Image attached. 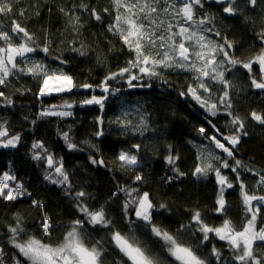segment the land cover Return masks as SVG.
<instances>
[{
	"label": "snow or ice",
	"instance_id": "6c2138e0",
	"mask_svg": "<svg viewBox=\"0 0 264 264\" xmlns=\"http://www.w3.org/2000/svg\"><path fill=\"white\" fill-rule=\"evenodd\" d=\"M43 0H0V88H6L9 77L19 78L31 76L39 81L38 95L48 96L52 93L70 92L75 86L72 76L57 69H51L43 61L30 58V54L39 51L50 54L52 43L47 29H44V41L38 43L37 36L30 33L21 21L28 19V13L39 16ZM222 14L231 18H241L246 24L255 26L256 19L247 13L260 10L259 31L253 29V35L261 47L258 52L243 60L235 55L236 45L226 35L216 29L215 17L203 12L206 0H110L112 11L109 7H90L83 0L70 8L59 7V12L66 21V31L69 29L76 35L72 39L71 50L85 55L87 46L79 36L84 24L81 15L88 13L95 21H102L104 15H113V22L107 25V31L119 37L122 45L128 50L131 59L126 66L111 72L102 82L104 92H108L107 82L117 77L128 76L129 87H135L132 81L140 80L144 76L149 78L161 77L164 70H178L191 76V83L187 86V92L180 95H189L203 110L215 117L222 110L230 117L228 128L231 135H225L211 120L207 123L213 129V135H207L204 127L199 128V133L209 141V146L200 147L197 154V162L193 170V176L206 178L214 174L218 185L215 200V212L226 217L228 206L225 199V191L233 189L236 185L222 173V169H231L235 174L243 209L242 226L237 230L230 219H223L218 226H212L205 222L200 210L191 212L188 223L180 224L176 233L162 229L153 223V212L156 206L150 197V193H140L138 188L127 186L119 187L117 196L123 192L126 199L123 203V216L125 231L116 230L113 221L105 211V206L90 208L85 200L89 194L85 191H74L69 179V174L64 170L63 162L56 161L47 151L43 143L37 141L32 145L33 159L46 161L48 172L45 180L53 184L64 186L66 191L73 193L77 201L76 208L80 218L72 220L67 227L63 239L57 244L45 243L34 235L27 233L24 218L17 213L13 224L7 226L10 233L8 243L12 246L14 254L8 257L4 249L0 247V264H21L23 258L27 264H105V257H113V264H210V257L215 264H264V194H252L240 177V169L247 171L258 179L257 189L264 191V170H257L244 165L235 159L237 146L241 137L247 136L245 123L247 119L264 126V110H252L246 117L234 113L231 93L238 90L237 84L226 77L232 70L242 68L247 70L252 89L264 92V0H213ZM202 15L197 16V11ZM51 12V8H49ZM18 41V42H14ZM76 43L80 47H75ZM19 58V62H18ZM55 59H59L56 57ZM67 63V61H60ZM23 65V66H22ZM259 66V76L253 72L254 66ZM136 70L135 72L133 70ZM142 86V85H140ZM80 87L89 89L90 84ZM19 91V90H18ZM114 91H119L114 90ZM21 94H23L21 92ZM105 97L93 96L84 100L83 104H99L103 108ZM0 101L11 106L13 100L5 91L0 90ZM57 106H51L39 113L40 117L46 116H71V111H56ZM59 107L70 109L67 102ZM129 113L124 112L117 116L114 123L121 126L127 133L129 130L143 132L147 130V118L139 116V124L133 125ZM35 123V121H33ZM102 135L101 132L96 133ZM219 137V138H218ZM63 138L69 149H76V145L70 140L68 132L63 133ZM20 141V135H10L7 121H0V147H15ZM95 147V145H93ZM132 151H120L116 158L121 170L135 169L140 166L138 154L140 144L132 146ZM220 150L226 158L215 150ZM168 155L164 157L166 165L171 167L175 178L184 176L177 167L179 155H174L171 145L167 146ZM228 158L234 160L230 165ZM92 159V158H90ZM92 163H97L92 159ZM98 163L103 164V160ZM217 164L219 166H217ZM174 177H164L171 182ZM16 177L5 172L0 176V199L15 201L23 196H30L24 185L20 182L10 185ZM142 174H134V182H143ZM34 207L43 208L44 205L37 200H32ZM160 209H166L161 203ZM91 226L93 230L103 228L110 230L107 241L109 247H105L104 241H96L89 244L85 241V226ZM259 225V226H258ZM39 228L44 238H51L54 223L46 213L42 215ZM191 229L190 237L195 238L199 234L200 243H185L180 234ZM140 230L145 239L137 235ZM22 235H27L26 240H21ZM210 235L226 242L230 256L226 259L220 249L213 245L207 256L201 252V245L210 240ZM149 241L151 243H149Z\"/></svg>",
	"mask_w": 264,
	"mask_h": 264
},
{
	"label": "trees",
	"instance_id": "16d2710c",
	"mask_svg": "<svg viewBox=\"0 0 264 264\" xmlns=\"http://www.w3.org/2000/svg\"><path fill=\"white\" fill-rule=\"evenodd\" d=\"M80 2L81 0H43L39 16H32L29 12L27 14L29 18L21 21L30 33L37 36L41 45L44 41V29H47L52 40L50 54L46 55L38 50L34 55L38 61H43L51 69L72 76L75 86L70 92L41 97L38 95L40 82L31 76L21 75L19 78L9 77L8 86L0 88L13 100L11 106L0 101V121H7L10 135H20V141L15 147H0V176L5 172L14 175L16 179L11 183L13 185L17 182L22 183L31 194L15 201L0 199V247L8 257L16 251L7 242L10 236L7 226L13 224L17 213L24 218L28 234L53 245L59 243L68 230L61 225H68L72 220L80 218L73 193L67 192L64 186L45 180L44 177L48 172L46 161L32 158V145L37 141L43 143L56 161L62 160L73 190H83L89 194L85 203L90 208L105 206L106 215L113 221L116 230L125 231L126 222L122 206L126 195L120 192L117 196H113L112 193L123 186L138 188L141 194L144 191L149 192L156 206L152 216L153 223L174 234L180 224L188 223L191 212L195 209L200 210L205 222L212 226H218L223 219L228 218L237 224L236 228L239 230L242 226L243 209L240 189L231 169H222V173L229 176L236 185L233 189L225 191L228 206L226 217L218 215L214 209L218 192L215 175L209 174L206 178H197L192 174L197 162V142L206 140L205 136L199 133V128L204 127L207 135L215 134L207 123L211 120L222 133L231 135V130L227 126L230 117L223 110L213 117L191 96L184 95L185 98L181 96V92H187L191 79L178 70L165 72L164 82L134 80L132 83L137 85L135 89L129 87V83L125 81L128 76L125 74L124 77L108 81L109 91L105 94L101 87L105 77L125 67L131 56L119 37L107 31V25L113 22L114 13L111 16L104 15L99 22L90 18L88 13H78L84 24L79 40L85 43L88 50L85 55L71 50L72 39L76 34L70 29L66 31V21L59 12V7L70 8L72 4L78 5ZM83 2L88 3L90 7H109L110 12L112 11L110 0H83ZM218 11L222 13L221 8L213 1H206L204 4L203 12L213 15L215 19ZM200 15L202 13L198 10V16ZM222 15L225 22L223 29L221 28L222 35L227 36L224 31L229 29L232 21L236 22L233 32L229 30V34L235 37L236 48L241 43L250 44L251 41L258 44L253 29L259 27V18L255 17L257 22L253 26L225 14ZM74 46L78 48L80 44L76 43ZM259 49L257 47L248 53L239 51L235 55L247 60ZM56 57L59 59H55ZM61 60L67 63H61ZM253 72L256 74V71ZM243 80L246 84L250 83L246 71ZM83 84H90L92 87L89 89L80 87ZM246 88L249 93L247 92L248 95L244 98L232 97L234 113L241 117H246L252 110H264V96L261 97L249 85ZM117 89L119 91H114ZM93 96L105 97L103 108L99 104L82 103ZM66 102L72 105L71 116H39L42 110L51 106H57L56 109H59L61 108L59 106ZM124 112L130 114L129 118L132 119L133 125L139 124V116L144 115L147 118V130L143 135L131 130L125 133L120 125L114 123L116 117ZM258 127L262 133H254L250 120H246L247 136L241 137L235 159L254 169L264 170V126ZM64 132H68L71 142L77 146L76 149L67 147L63 138ZM97 132H101L102 135L97 136ZM135 144L141 145L138 154L140 166L121 170L116 160L118 153L122 150L132 151V146ZM169 145L173 154L180 157L177 167L185 173L178 179L164 160L168 155ZM215 151L221 154V159L226 158L220 151ZM90 158L95 159L97 163H92ZM100 160L104 163H98ZM228 162L230 165L234 164L232 158H228ZM239 171L249 191L258 178L243 169ZM136 173L143 175V182H134ZM164 177L174 178L168 182ZM32 200L40 201L44 207H34ZM161 203L166 205V209L159 208ZM44 213L51 217L54 223L50 239L44 238L39 228ZM109 232L110 230L103 228L93 230L91 226L86 225L85 241L91 244L100 240L104 241L105 247H109L107 241ZM190 232L191 229L181 233V239L185 243H200L199 234L191 238ZM137 235L141 240L145 239L140 230H137ZM27 238V235L21 236V240ZM213 245L221 250L226 259L230 256L226 242L211 235L210 240L201 245V252L207 256ZM116 255L117 253L113 251L111 256H106L105 264H113V257ZM20 259L21 264H27L23 258ZM7 264H11V261H7ZM210 264H215L214 258L210 257Z\"/></svg>",
	"mask_w": 264,
	"mask_h": 264
},
{
	"label": "rangeland",
	"instance_id": "374dc122",
	"mask_svg": "<svg viewBox=\"0 0 264 264\" xmlns=\"http://www.w3.org/2000/svg\"><path fill=\"white\" fill-rule=\"evenodd\" d=\"M206 1H210V2H212L213 0H206ZM241 7H243V0H241ZM262 7H264V6H262ZM215 8H216L217 10H219L217 7H215ZM221 10H222V9H221ZM259 12H260V10L257 9L255 12H250V13H247V14L253 16L254 18L257 17V18H259V20H260ZM225 15H227V14H225ZM197 16H198V11H197ZM217 16H220L221 19H223V15H221L220 11L217 12ZM235 20L243 21V20H242L241 18H239V17H237ZM237 22H238V21H237ZM223 25H224V24H223ZM218 26H221V24L218 25ZM235 27H236V22H235V21H232V23H230L229 29H230L231 31H233V30L235 29ZM258 30H259V27H257V28L255 29V31H258ZM234 41H235V37H234ZM14 42H18V41H14ZM257 43H258L257 45L254 44L252 41L250 42V44H247V43H241L240 46H239L238 48H236V52H235V53H238L239 51H246V53H248V52H250V51H253V50H254L255 48H257V47L260 48V47H261L260 43H259V42H257ZM244 48H246V49H244ZM254 54H255V53L253 52L252 55H254ZM252 55H251V56H252ZM251 56H250V57H251ZM30 58L38 61V59L35 57L34 53L30 54ZM18 62H19V58H18ZM22 66H23V65H22ZM253 70L256 71L257 76H259V66H258V65L254 66ZM167 71H169V70H164V72L162 73V76H161V77H152V78H149V77H147V76H144L142 79H140V80H136V81H140V82H141V81H144V80L146 79V80H153V81L164 82L165 80L163 79V76H164V73L167 72ZM171 71H176V70H171ZM245 71L247 72V70H244V69L238 67V68L232 70L230 74H226V77H227L228 79H230V80H233V81L237 84V86H238V90H234V91H232V93H231V96H232V97H236V98H238V99H242V98H244L245 96L248 95L247 92L249 93V91H248L249 87H248V89H247L246 86L249 85L250 88H251V85H250V83H247V84H246L245 81L243 80V74L245 73ZM187 77H189V78L191 79V76H190V75H187ZM125 81L128 82V78H126ZM191 82H192V81H190V83H191ZM253 91L258 92V93L260 94L261 97H262V95L264 96V92H261L260 90L253 89ZM52 94H59V93H52ZM52 94H51V95H52ZM195 102H196V101H195ZM198 105H199V104H198ZM65 110L71 111L70 109H61V108L56 109V111H65ZM249 120H250V124H251V127H252V131H253L254 133H255V132H257V133H262V132L260 131V128L258 127L259 124H258L257 122L252 121L250 118H249ZM257 125H258V126H257ZM229 130H230V129H229ZM263 130H264V128H263ZM197 146H198V150H199L200 147L209 146V141H208L207 139H206L205 141H198V142H197ZM217 150H218V149H217ZM218 151H220V150H218ZM220 155H221V154H220ZM139 161H140V160H139ZM225 176H227V175H225ZM227 177L229 178L230 182H232V181H231V178H230L229 176H227ZM250 188H251V189L249 190V193H250V194H252L253 191H256L257 194H264V191H262V190H260V189H257L256 183H253L252 187H250ZM231 221H232V223H233V220H232V219H231ZM236 225H237V224L234 222V223H233V226H234L235 228L237 227ZM258 226H259V225H258ZM236 229H237V228H236ZM25 240H26V239H25Z\"/></svg>",
	"mask_w": 264,
	"mask_h": 264
},
{
	"label": "flooded vegetation",
	"instance_id": "af4514ba",
	"mask_svg": "<svg viewBox=\"0 0 264 264\" xmlns=\"http://www.w3.org/2000/svg\"><path fill=\"white\" fill-rule=\"evenodd\" d=\"M220 13H221V12H220ZM221 15H222V13H221ZM227 16H228V15H227ZM214 22H215V27H216V29L219 30V31L221 32V31H222L221 28L223 29V26H224L223 24H225V22L223 21V19H221L220 16H217L216 19L214 20ZM220 24H221V26H218V25H220ZM229 30H230V29H226L224 32L227 34V37H228L229 40L235 42V41H234V36H232V35L229 34ZM230 32H231V30H230ZM232 32H233V31H232ZM250 56H251V55H250Z\"/></svg>",
	"mask_w": 264,
	"mask_h": 264
},
{
	"label": "water",
	"instance_id": "95a60500",
	"mask_svg": "<svg viewBox=\"0 0 264 264\" xmlns=\"http://www.w3.org/2000/svg\"><path fill=\"white\" fill-rule=\"evenodd\" d=\"M135 87H136V86H135ZM135 87H131V88H134V89H135ZM108 88H109V87H108ZM103 92H104V91H103ZM104 93H105V94H107L108 92H107V93H106V92H104ZM184 98H185V96H184Z\"/></svg>",
	"mask_w": 264,
	"mask_h": 264
},
{
	"label": "built area",
	"instance_id": "2783aa9c",
	"mask_svg": "<svg viewBox=\"0 0 264 264\" xmlns=\"http://www.w3.org/2000/svg\"><path fill=\"white\" fill-rule=\"evenodd\" d=\"M9 183H10V185H13V184L11 183V181H10Z\"/></svg>",
	"mask_w": 264,
	"mask_h": 264
}]
</instances>
